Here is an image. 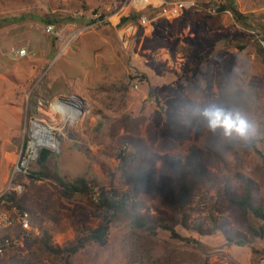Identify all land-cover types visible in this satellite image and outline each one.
<instances>
[{
  "label": "rangeland",
  "instance_id": "1",
  "mask_svg": "<svg viewBox=\"0 0 264 264\" xmlns=\"http://www.w3.org/2000/svg\"><path fill=\"white\" fill-rule=\"evenodd\" d=\"M219 1H231L242 18L232 11L206 10ZM123 2L0 0V188L24 138L26 116L43 114L40 103L45 108L55 96L74 92L89 110L61 140L59 154L32 165L38 178L30 180L18 201L30 210L33 229L0 256V264H67L66 257L70 264H264V238L240 246L227 243L218 230L202 234L193 227L200 223L201 229H211L213 220L225 218L249 235L225 198L226 188L241 191L238 174L264 198V91L259 84L264 86V57L248 32L264 34V0H196V8L181 16L158 18L152 27L137 25L135 31L116 23ZM200 2L208 4L202 9ZM93 9L104 18L88 23L97 15ZM19 48L26 52L18 54ZM237 113L247 124L244 135L216 126L232 129ZM125 137L146 157L144 166L132 158L135 150ZM233 138L241 143L219 159L213 154L206 166L190 228L175 227L190 240L173 238L161 228L151 233L132 226L133 200L142 201L141 212H169L165 157L183 160L192 146L210 153L221 139ZM252 138L258 151L244 146ZM124 143L128 149H122ZM149 159L155 168L150 188L137 183ZM78 176L88 179V193L63 195L59 179ZM91 186L100 200L125 199L105 241L89 240L69 256L45 251V231L52 245H72L110 213L93 198Z\"/></svg>",
  "mask_w": 264,
  "mask_h": 264
},
{
  "label": "trees",
  "instance_id": "2",
  "mask_svg": "<svg viewBox=\"0 0 264 264\" xmlns=\"http://www.w3.org/2000/svg\"><path fill=\"white\" fill-rule=\"evenodd\" d=\"M207 2H200V6H207ZM156 9L148 7L142 11H131L128 15L121 17L120 25L127 24L129 22H134L137 24V19L140 14H146L149 17L153 16ZM189 9L188 11H190ZM225 10L232 11L234 15L241 19L242 15L236 10V8L231 4V1L218 2L216 6V14L224 12ZM93 13L97 14L96 17L89 19L87 22H95L97 20H102L104 18V13L99 12L98 9H93ZM66 19L74 21L77 18L67 17ZM48 23L56 22V19H46ZM105 24H109L108 21H104ZM141 27L140 25H138ZM137 26V27H138ZM264 36V34H262ZM259 52L264 57V52L258 45ZM260 86H264L259 82ZM124 141H129L131 147L135 150L132 158L137 160L138 166H144L146 162V157H143V153L137 148L134 141L130 137H125ZM235 143H241L239 139H221L219 141L218 148H215L213 152L205 153L200 148L192 146L190 152L185 156V158L179 159L176 156H169L163 159L167 166L170 168V174L168 178V189L169 192L165 199V204L169 209L168 211H161L159 216L150 215L147 212H141L139 210L140 206L143 205L140 200H133L130 203V208L132 210V226L137 229H142L150 231L151 233L156 232L158 228L168 230L173 238L181 240H190L189 237H181L177 232L175 227L181 225L185 228H190V218L191 212L194 210L192 205L194 200L195 191L198 184L206 179L208 176L207 164L213 159H219L227 151H232L235 149ZM244 146L246 148H252L257 150L255 140L248 139L245 141ZM49 155H52L48 151H42L37 159V162L43 164ZM122 163L127 162L125 157L121 158ZM40 173L39 171L35 173L36 175ZM155 174L154 162L149 159V163L140 172L137 179V183L142 187H151V181ZM241 182V191L239 193L232 192L229 188H226L225 198L228 204L233 207L236 211V215L239 219V223L247 230V233L242 230L230 226L228 220L223 218L219 222L215 220L212 221V228L203 230L201 229V224H195L193 227L202 234H210L218 230L223 234L227 243L236 244L240 246H245L252 242L255 238H264V198L259 197L255 193V189L252 182L245 175L238 174ZM33 178H38L33 175ZM59 184L61 187V192L65 196H73L76 193H88L90 190L89 181L85 176L75 177L72 181H63L59 179ZM9 198L18 205L19 207L25 208L18 200V197L11 195ZM124 198L115 199V195L105 200H100L101 205L106 206L110 213H105L102 222L94 229L88 231L89 233L83 237L78 238L75 244L59 247L52 245L50 243V235L45 231L42 234V246L45 251L64 253L66 256L76 253L78 250L84 247L87 241L94 240L99 242H104L106 235L108 234L109 224L125 204L123 202ZM110 214V215H109ZM32 223V222H31ZM33 226V225H32ZM32 230L29 231L31 233ZM14 250V249H11ZM10 250V251H11ZM8 254V253H6ZM66 263L70 264L69 259L66 257Z\"/></svg>",
  "mask_w": 264,
  "mask_h": 264
},
{
  "label": "built area",
  "instance_id": "3",
  "mask_svg": "<svg viewBox=\"0 0 264 264\" xmlns=\"http://www.w3.org/2000/svg\"><path fill=\"white\" fill-rule=\"evenodd\" d=\"M156 1L124 0L118 11L120 15L116 23L119 24L121 17L128 15L131 11H142L148 7L156 9L151 17L140 14L137 24L127 23V28L135 31L137 25L152 27L153 22L158 18H177L183 12L197 6L196 0ZM206 10L211 14H216L215 7L208 5ZM225 12L230 11L225 10ZM47 30L52 31V26H48ZM248 32L264 52V36L255 30H248ZM25 52L24 48L17 49L18 54ZM38 110L43 114L31 113L25 118L24 138L5 183L0 188V256H6L8 251L17 248L25 235L33 229L30 210L19 207L9 197L11 195L18 197L33 179L32 165L37 161L40 153L48 151L54 155L59 154L61 140L70 130L77 128L89 114L87 101L74 92L55 96L45 108L40 103ZM122 149H128L127 143L122 145ZM91 191L93 198L100 200L97 187L91 186Z\"/></svg>",
  "mask_w": 264,
  "mask_h": 264
},
{
  "label": "clouds",
  "instance_id": "4",
  "mask_svg": "<svg viewBox=\"0 0 264 264\" xmlns=\"http://www.w3.org/2000/svg\"><path fill=\"white\" fill-rule=\"evenodd\" d=\"M212 118H214V116L213 117H210V119H212ZM223 119H224V115L221 114V120L223 121ZM235 119H236V124H234L232 126V129H229V127L227 125H223V124L216 125V126H223V127H225V131L235 130L238 133H240L241 135H244L245 132H246V130H247V124H246V122L241 123V121H242L243 118L240 116L239 113L236 114Z\"/></svg>",
  "mask_w": 264,
  "mask_h": 264
},
{
  "label": "bare ground",
  "instance_id": "5",
  "mask_svg": "<svg viewBox=\"0 0 264 264\" xmlns=\"http://www.w3.org/2000/svg\"><path fill=\"white\" fill-rule=\"evenodd\" d=\"M144 1H150V0H144ZM73 24V23H72Z\"/></svg>",
  "mask_w": 264,
  "mask_h": 264
}]
</instances>
